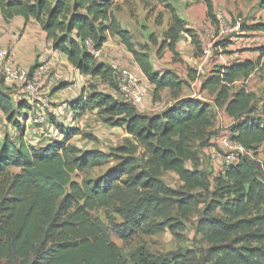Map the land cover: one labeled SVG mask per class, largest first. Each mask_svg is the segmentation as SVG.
Returning a JSON list of instances; mask_svg holds the SVG:
<instances>
[{
    "label": "trees",
    "instance_id": "obj_1",
    "mask_svg": "<svg viewBox=\"0 0 264 264\" xmlns=\"http://www.w3.org/2000/svg\"><path fill=\"white\" fill-rule=\"evenodd\" d=\"M165 6L170 14L166 40L169 50L175 52L181 36L187 35L195 46V56L201 57L199 36L185 27L171 4ZM0 12L5 21L16 17L25 22L35 20L52 41L53 50L63 54L81 76L109 82L114 92L117 84L112 69L85 49L86 40H92L99 51L109 37H119L154 86L155 99H160L165 89L173 91L177 98L198 79L193 70L185 81L170 72L162 75L154 72L148 54L136 49L131 33L121 27L108 0H0ZM208 17L215 22L210 6ZM251 28L264 33V22ZM256 51L259 53L256 62L232 63L203 80L202 90L215 96L216 102L233 118L246 111L248 95L240 91L230 96L229 87L255 71L264 56V47ZM158 54L161 55L159 51ZM66 86L62 83L57 90ZM12 91L0 80V111L20 131L18 144L7 133L0 134V264H208L216 256V264H248L259 255L257 250L240 247L238 243L264 242V217L246 218L249 204H264V160L256 158L264 146V125L243 116L233 128L231 138L245 148L246 154L238 164L220 172L218 178V182L228 181L236 195L233 204L223 210L232 221L215 215L220 207L216 203L206 207L199 223V232L215 245L210 250L212 258L200 261L190 253L155 256L143 246L125 253L113 242L109 226L93 212L120 205L117 213L126 218V231L150 234L152 228L147 212L143 211L144 204L132 207L125 202L117 176L99 179L89 176L103 165L106 156L70 144L79 135L78 129L53 122L62 140L37 146L24 141L25 129L16 116L25 117V111L32 108L25 101L15 100ZM69 108L77 119L88 111L100 110L101 116L108 117L107 124L132 136L165 171L175 173L188 190H208V179L199 170V153L195 149V143L203 141L214 126L208 104L184 99L160 113L145 115L115 96L82 92L69 102ZM128 161L121 164L124 173L133 167ZM14 168L20 172L11 173ZM76 173L84 175L81 182L73 180ZM175 204L182 217L188 219L197 200L186 194Z\"/></svg>",
    "mask_w": 264,
    "mask_h": 264
},
{
    "label": "rangeland",
    "instance_id": "obj_2",
    "mask_svg": "<svg viewBox=\"0 0 264 264\" xmlns=\"http://www.w3.org/2000/svg\"><path fill=\"white\" fill-rule=\"evenodd\" d=\"M108 1L112 4V12L117 21L122 20V22L128 24V26H132L133 23L134 26L132 29L135 34L131 35L133 41L135 40L134 44L138 47V51H146V53L149 54L155 50V47L159 46L158 39L165 38L167 40L170 26V14L165 5L169 3V0ZM257 2L258 9L264 8L263 0H257ZM185 3L186 5L184 3L179 4V13H183V15L187 9L194 5L190 3V0H186ZM227 15L233 20L236 17H241L244 18L246 22L249 20L251 21L249 17H245V12L237 13V15ZM186 21L187 24L195 28V33L201 36L205 35L207 29L214 27V24L209 23L203 15L198 16L196 20L187 18ZM4 24L0 12V35L4 34ZM143 31L146 32L147 38L141 36ZM148 32H154V35L148 38ZM245 32L255 33L249 25L245 27ZM244 37L246 39H255L256 41H248L251 42V44L246 45L248 46L247 49H243L242 45L240 46L242 49L236 51L239 52V54L246 53L244 57L253 58L254 62H256L259 54L251 56L250 53L252 51L248 49L257 44L264 45V35L252 34L251 36ZM150 38L152 41H146ZM199 39H201V37ZM166 40L164 41L163 39L162 41L163 47L159 50L161 55L165 52L164 50L167 49ZM210 43L211 42H207L206 37H204V45H209ZM201 44L203 46V42H201ZM187 45L189 44H185L183 49L186 51L189 59H191L190 54H188L186 50V48L189 47H187ZM152 46L155 47L151 48ZM232 54L235 53L230 48L213 47L212 56L208 61L209 70H212L214 73L219 72V70H221L220 60L222 58L228 60L227 57H230ZM168 58H171L170 61L166 62L164 65H169L171 62L182 63L180 55L176 52H171ZM113 60L116 61L117 59ZM166 61L168 60L166 59ZM201 62L202 61L199 60L198 62L197 60L194 65L195 68H199ZM121 63L125 66H135L133 68H136L139 72L141 71L134 60H130L126 64L123 62ZM202 70L205 74L207 69L203 67ZM194 72L197 74L196 71ZM204 74L201 75V80L210 76L207 75L208 73ZM80 85H84V94L97 92L117 97L109 82L106 81L89 79L83 76ZM200 88H202V86ZM229 88L231 90L230 96L240 91H244L248 95L246 111L237 118L229 116L223 106L216 102V97L211 96L208 92L202 96L203 100L197 99L210 106V111L214 117V126L208 130L203 141H197L195 143V149L199 153V170L202 171L208 179V190L207 188L195 191L188 190L175 173L165 171L132 136L126 134L121 128L107 124L105 121L108 117L101 116L100 110L88 111L85 115L77 119L74 118L70 108L68 110L63 107L64 104L51 103L43 108L46 120L43 123H37L36 115L34 117L31 111L28 110L25 111L27 112L25 117L19 115L16 117L20 120L19 124L24 126V141L30 146L46 144L56 138H63L59 131L56 130V124H53V122H55L62 124L66 128L72 127L80 131L79 135L70 140V144L82 151H99L105 154L106 161L101 167L92 170L89 176L92 179L117 176L118 182L123 189L125 202L132 207L144 204L142 205L144 206L143 211L147 212L148 223L152 228L150 234H143L131 229L126 231L124 228L126 218L117 213V209L120 205L109 210H95L93 215L103 220L109 226L113 242L122 247L125 253H129L143 246L155 256L167 255L170 253H181L184 255L190 253L191 256L195 257L197 260L202 261L205 258H212L210 250L215 247L207 237L199 232V223L203 218L206 207L216 203L219 204L220 207L217 208L215 215L232 221V219L225 216L223 210L229 208L236 198L235 192L228 181L223 180L222 182H218V180H220L218 179L220 172L224 167V163L221 161L223 152L218 145V139L223 136H230L233 128L238 124L237 119L243 116L264 125V56L256 66L255 71L248 78L238 80ZM79 92L80 90L78 89V92L76 91L75 94L67 92L68 95H65L68 96L67 99L71 98L75 100ZM12 93L14 92L12 91ZM170 95L174 96L173 93ZM199 95L198 92L197 96ZM151 96H153V94ZM20 97L21 96L16 94V97L13 98L18 100ZM177 98H181L180 95L177 96ZM54 100H57V98H54L51 102ZM59 100H64V97H61ZM166 101V103H168L169 100L166 99ZM64 102L66 103L67 101ZM38 103H40L41 106L44 105V103L40 101ZM49 107H54L57 110H49ZM5 133L10 136V139L15 144L19 143L20 131L11 126L0 111V134L4 136ZM256 158L264 160V150L262 153H259ZM127 160H129L128 163H131L133 167L130 166V168H128L129 172L124 173L121 164L127 162ZM19 172L20 170L17 168L11 169V173L13 174ZM83 177V174L76 173L73 175V180L81 182ZM186 194H188V196H195L197 200V205L188 219L182 217L178 210V206L175 204L176 200ZM256 217H264V204H249L246 218L252 219ZM238 244L240 247L246 246L255 249L259 253V255L248 264H264V242H262V240H256L251 243L241 242ZM217 259L218 256L213 259L214 261L208 264H216Z\"/></svg>",
    "mask_w": 264,
    "mask_h": 264
},
{
    "label": "crops",
    "instance_id": "obj_3",
    "mask_svg": "<svg viewBox=\"0 0 264 264\" xmlns=\"http://www.w3.org/2000/svg\"><path fill=\"white\" fill-rule=\"evenodd\" d=\"M186 0H169V4L172 5L173 8L177 11V14L180 16V18L184 21L185 27L189 30H194L195 28L192 27V25L187 24L186 20L187 18H190V20H196L198 16L203 15V17H206L207 21L209 23L210 19L208 17V12H209V6L215 10L216 6H222L227 14L229 15H237V13L240 12H245V17H249L251 21H247L249 27L256 25L258 23L264 22V8L258 9L259 7L257 6L258 2L257 0H209V3L207 0H190V3H193L194 5L191 6L185 14L179 13V4L184 3L186 5ZM2 21L5 23L4 24V34L0 35V46L4 47L6 49H9L12 52L13 58L12 62L16 64L17 66H23V67H33L36 64L38 55L41 54L42 52H47L52 54L54 57V69L55 73L58 74L62 78V83L68 84L71 82H80L82 81V77L78 71L72 67L66 57L64 55H54V50L52 46V41L47 39L46 34L43 32L41 29V26L35 21V20H30L28 22H25L23 18H14L9 21H5L2 18ZM121 24V27L130 32L132 35L135 33L133 32V23L132 26H128V24H125L122 22V20H118ZM170 24V22H169ZM135 30V29H134ZM149 33V32H148ZM252 34L256 35H264L262 32H246L245 36H251ZM154 35V32H150L148 34V38L150 36ZM141 36L144 38H147V34L145 31L141 33ZM164 41L166 40L163 38ZM163 39H158L159 46L155 47L152 46L151 48L155 47V50L150 52L148 54L152 64H153V69L154 72L159 73L162 75L163 73L170 72L173 73L177 76V78L180 81H185L188 79L189 72L193 70L196 71L195 64L198 60L202 61L200 64L204 65L206 70L207 75H211L213 72L212 70H209V63H207L206 60H204L202 57H197L196 55V50L195 46L192 44L191 38L188 37L187 35H182V37L179 39V42L176 45L175 52L180 55L181 62L182 63H170L169 65H164L166 62H169L171 58H168L171 55V51L169 50L168 47L165 49L162 55L158 54V51L160 49L161 44H163ZM245 41H252V39H246L244 38ZM135 41V40H134ZM133 41V44H134ZM146 41H152L151 38L147 39ZM187 45L188 48L186 50L188 51V54H190L191 59L187 56L186 51H184L183 47ZM193 46H192V45ZM135 45V44H134ZM136 49L138 47L135 45ZM264 47V45H263ZM259 47L253 46L252 48L249 47L248 50H251L252 52L250 53L251 56L258 55L259 53L256 51ZM103 57L105 59H117L119 62L127 63L130 60H134L133 56H131L128 52V50L125 48V46L121 43V40L119 37H109L108 41L105 43L103 49ZM168 52V53H167ZM170 52V53H169ZM146 53V51L144 52ZM235 54H232L230 57H227L228 60L225 58H222L220 60L221 63V68H222V63L226 61H235V62H241L244 60H249L254 62L253 58L250 57H244V54L246 53H241L235 52ZM166 59L168 61H166ZM195 61V62H194ZM234 62V63H235ZM134 64V63H133ZM135 67V66H133ZM197 76V74H196ZM198 77V76H197ZM83 87L84 85H81L79 88L80 92L79 95L82 94L83 92ZM200 84L198 79L195 81L191 82L190 86L187 88H184L181 93H179L181 98H176L172 95L173 91L169 89H165L160 93V99H155L153 96L149 97L145 104H144V111L142 114L145 115H153L157 114L159 112V106L160 105H165L166 107H172L175 104H177L180 100L184 99H195L198 92L199 96L198 99H202V96L207 93V91L202 90L200 88ZM201 89V90H200ZM78 92V91H77ZM67 94L65 88L61 90H57V88L53 89L52 92L47 95L40 97L39 101L43 103L44 99L47 100L49 104H54V103H62L64 104L63 107L69 110V102L72 101L71 98L67 99ZM77 95V97L79 96ZM61 97H64V100H59ZM54 98H57V100H54L51 102V100ZM166 99H168V103H166ZM45 100V101H46ZM64 101H67L66 103ZM49 110L56 111V108L49 107Z\"/></svg>",
    "mask_w": 264,
    "mask_h": 264
},
{
    "label": "built area",
    "instance_id": "obj_4",
    "mask_svg": "<svg viewBox=\"0 0 264 264\" xmlns=\"http://www.w3.org/2000/svg\"><path fill=\"white\" fill-rule=\"evenodd\" d=\"M214 17L215 22H211V24H214V27L207 29L205 35L201 36L198 34V36L201 37L200 41L203 42L202 58L206 60L207 63L212 56L213 47H226L234 52L242 48L247 49L248 46L246 45H250L252 42L244 40L246 34L245 27L248 26L244 18L236 17L234 20L231 19L222 6H216ZM204 37H206L207 42H211L209 45H204ZM254 41L256 40L254 39L253 42ZM242 45L243 47L240 48ZM255 46L259 48L263 47V45L258 44ZM84 47L98 61L108 64L112 69L117 84V90L115 92L117 97H115L124 103L134 106L142 113L146 100L151 97L154 91V86L149 83L143 72H139L136 68L125 66L117 60L105 59L102 50H96L92 40H86L84 42ZM53 54L59 55L61 53L54 51ZM53 57L52 54L43 52L38 55L34 69H32V67L17 66L12 62V52L0 46V80L3 81L6 87L11 88L15 92V97L16 94L21 96L18 98V101H25L32 108L31 113L34 117L36 115L37 123L46 121L43 108L49 105L47 100L44 99V105L41 106L40 103H38L40 97L49 95L53 89L58 88L62 84V78L55 73ZM234 62L235 61L229 60L222 63V69H226ZM241 62L243 61L241 60ZM203 67L204 65L201 64L199 68H196L200 86H202L203 83V80H201V75L204 74L202 70ZM80 87V82H71L67 84L65 90L70 94H75ZM195 99H198V97ZM166 108L165 105H160L159 112L164 111ZM61 139L62 137L58 140ZM218 145L223 152L221 161L224 163V167L221 172H223L224 169H229L238 164L240 158L246 154L245 148L232 140L231 135L220 137L218 139ZM263 150L264 146L260 148L259 153H262Z\"/></svg>",
    "mask_w": 264,
    "mask_h": 264
}]
</instances>
